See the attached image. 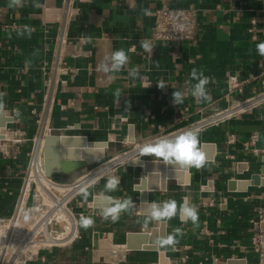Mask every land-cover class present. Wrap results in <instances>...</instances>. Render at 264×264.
<instances>
[{"label": "crops", "instance_id": "obj_1", "mask_svg": "<svg viewBox=\"0 0 264 264\" xmlns=\"http://www.w3.org/2000/svg\"><path fill=\"white\" fill-rule=\"evenodd\" d=\"M9 2L0 0V110L12 116L14 122L5 129L11 139L0 146V220H7L13 212L27 153L38 136L53 133L107 141L106 157L93 168L125 151L141 153L136 145L161 136L159 126L165 129L164 135L191 129L199 132L202 148L204 144L215 146L214 159L199 170L191 169L189 185L169 180L166 191L150 194L148 202L174 199L178 204L187 196L198 214L195 223H182L178 216L170 219L166 233L179 228L181 235L176 237L174 247L160 250L170 264H227L228 260L259 264L250 250V236L258 211L264 208V186L229 192L227 181L249 178L246 171L237 173L240 163L256 174L264 168L262 159L243 149L249 137L258 134V148L264 150V105L203 130L193 125L213 114L214 109L228 107L230 97L243 100L262 89L264 56L259 55L256 46L264 42V0H71L70 4L67 0H22L19 7H9ZM163 3L171 8L197 10L200 32L195 43L164 45L152 40L154 12ZM63 22L70 41L66 52H72V44L83 38V48L89 55L65 57L74 71L63 77L66 84H59L48 100L49 77L41 64L53 62ZM145 39L151 42L152 53L141 47ZM120 49L129 56L128 64L117 73L99 70L103 58ZM133 67L139 68L144 79L129 77ZM193 69L210 78L206 85L210 99L198 100L191 94L196 81L186 82ZM237 82L242 93L231 89ZM160 83L165 87H158ZM175 91L184 97L179 105L173 102ZM131 127L134 143L128 141ZM15 140H19L20 150L14 157ZM5 149L10 156H6ZM141 156L143 160L163 161ZM110 176L88 189L86 199L82 194L81 207L75 208L91 215L94 225L87 230L81 227V239L71 248L48 252L46 264H158L157 252L92 249L95 233L103 239L112 234L113 243L123 244L127 233L147 232L158 224H145L139 193L134 190L144 177L142 169L120 166L115 175L121 181L117 190L106 192ZM59 177L53 174V178ZM209 184L213 189L206 191ZM102 195L130 198L134 207L113 223L103 217L102 201L99 207L93 205L94 198ZM201 197L212 198L214 206L203 209Z\"/></svg>", "mask_w": 264, "mask_h": 264}, {"label": "built area", "instance_id": "obj_2", "mask_svg": "<svg viewBox=\"0 0 264 264\" xmlns=\"http://www.w3.org/2000/svg\"><path fill=\"white\" fill-rule=\"evenodd\" d=\"M70 4L69 1L67 0ZM255 25V20H252ZM254 29H250L252 33ZM200 32V24L198 12L196 9H177L171 8L163 3L154 12V26L152 30V40L160 42L164 45L195 43ZM254 37V36H253ZM83 38L74 42L73 51L66 52V48L70 45V41L66 36L65 22L60 27L59 34L56 37L55 58L51 64L43 62L41 69L44 74L48 75L47 94L46 98L52 99L56 87L61 84H66L63 77L71 74L74 70L69 67L65 57L71 58L85 57L89 55L88 51L83 48ZM231 89L242 93V87L239 82L232 84ZM230 105L223 110H215L213 114L203 118L193 127L197 129H206L211 126L218 125L223 120H230L239 114L246 113L264 105V81L262 89L257 93L243 100H231ZM187 110V109H185ZM35 113V111H34ZM179 121V120H178ZM175 120L174 122H178ZM161 136L146 138L140 144L136 145L137 149H141L146 142H155L158 138L169 137L173 138L181 132L189 129H184L177 133L164 135L163 126L158 127ZM41 137V136H40ZM39 140V138H38ZM38 140L33 143L34 148L27 153V164L24 173L21 175L19 187L16 193L13 212L5 221L14 225L13 238L9 244L13 250L16 246L18 249L25 242L26 244H37L38 248L32 259L23 260L25 264H46L47 253L52 250H65L71 248L79 239H81V226L79 220L81 216L90 217L84 211H75V208L81 207L79 197L83 194V190H88L103 178L115 174L116 170L122 166L129 164L130 160H143L141 153L133 155L132 152L125 151L117 154L107 161L100 163L96 167H89L86 174L77 178L71 183H60L54 180L49 174L41 157L36 156ZM9 141L7 139L4 142ZM259 136L252 134L248 141L244 144V151L252 155L264 159V150L258 148ZM3 142V143H4ZM19 140L12 141V147L15 150L12 156H17L19 152ZM6 156H10V152L5 149ZM125 157L122 161H118L111 165L110 169H104L107 164H110L119 158ZM264 163V162H263ZM114 175V176H115ZM64 202L65 210L68 214L63 220H59L61 212L57 210L54 200ZM200 206L203 209H208L214 206L212 198H200ZM90 209L93 207L89 206ZM32 210L31 219L24 221V213ZM258 220L253 223L250 236V250L257 256L259 264H264V228L260 224L264 221V208L258 211ZM48 216L47 220H44ZM18 236L20 237L18 239ZM19 241V242H18ZM19 246V247H18ZM18 247V248H17ZM15 250V249H14ZM2 263V250H0V264ZM6 264H11L7 262Z\"/></svg>", "mask_w": 264, "mask_h": 264}, {"label": "water", "instance_id": "obj_3", "mask_svg": "<svg viewBox=\"0 0 264 264\" xmlns=\"http://www.w3.org/2000/svg\"><path fill=\"white\" fill-rule=\"evenodd\" d=\"M13 122L14 119L12 116H8L3 110H0V146L2 142L11 139L6 135L5 129ZM57 137L59 138L60 146L59 169L46 171L52 176L53 174H59L61 177L58 179L54 178V180L60 183H71L86 174L90 166L97 164L106 157L109 148V143L107 141H90L85 136L62 134ZM128 141L129 143H134L135 141L132 127L129 131ZM202 149L204 153L210 150V154L206 155L207 161L214 159V145L204 144ZM262 162H264V159H262ZM129 165L140 167L144 175L134 186V190L139 193V203L142 213L143 204L149 201V197L153 195V193L166 191L169 180H176L179 185H189L191 182L190 173L186 172L178 165L168 164L164 161L136 159L130 161ZM244 172L249 173V178H231L227 181V189L229 192H246L249 186H264V168H262L259 174H256L248 171L246 164H238L237 173L243 174ZM204 189L206 191L212 190L213 184H209V186ZM99 197L100 196H96L94 198L93 205L95 207H99L98 202H101L98 199ZM166 225L167 224L158 223L147 232H129L126 234L123 244L113 243L112 234H109L106 239H103L100 237L99 233H95L93 235L92 249L94 251L157 252L158 264H170V260L166 256V253L161 251L155 244V240L158 237L167 235ZM260 226L264 228V221L261 222ZM16 264H25V262L20 261ZM227 264H245V262L243 260H228Z\"/></svg>", "mask_w": 264, "mask_h": 264}, {"label": "clouds", "instance_id": "obj_4", "mask_svg": "<svg viewBox=\"0 0 264 264\" xmlns=\"http://www.w3.org/2000/svg\"><path fill=\"white\" fill-rule=\"evenodd\" d=\"M22 0H10L9 7H19ZM38 6V5H37ZM146 15H151L148 10H145ZM30 31V30H29ZM141 47L152 53L153 46L147 39L140 42ZM257 52L259 55L264 56V42L257 44ZM129 62V56L123 49L112 52L106 55L101 63L98 65L99 70L104 73H117L120 72ZM128 75L132 79L140 77L139 68L133 67L129 69ZM195 80L196 83L191 87V94L199 99H210L207 92L206 85L209 83L210 78L204 77L203 72H197L193 69L190 73V80L186 83H191ZM158 87L164 88V84H158ZM119 95V92L117 93ZM183 94L180 91L173 92V102L176 105L183 103ZM2 107V105H0ZM141 153L146 156H154L162 159L164 162L172 165H178L186 172L190 173L191 169L197 170L204 167L209 161L206 160V155L202 149L199 139V132L196 130H187L181 132L173 138L163 137L158 138L155 142H146L140 149ZM120 178L117 176H110L105 185V191H115L120 184ZM85 199L88 196L87 190H83ZM103 202L102 215L107 219H111L113 223L117 222L121 213L130 211L133 207V201L128 198L124 200L115 199L108 195H102L98 198ZM32 210L24 213V221L27 222L31 219ZM143 214L145 216V224L155 221L160 224H166L173 217H179L182 223H187L191 220L195 223L198 219L196 207L190 203V200L185 196L178 204L174 199H169L162 203L160 202H145L143 204ZM95 221L91 217L81 216L79 224L85 230L94 225ZM181 235V229L175 228L171 234L158 237L155 244L160 248L174 247L177 243V236Z\"/></svg>", "mask_w": 264, "mask_h": 264}, {"label": "bare ground", "instance_id": "obj_5", "mask_svg": "<svg viewBox=\"0 0 264 264\" xmlns=\"http://www.w3.org/2000/svg\"><path fill=\"white\" fill-rule=\"evenodd\" d=\"M44 122V121H43ZM41 130V129H40ZM40 139V138H39ZM42 143H43V151H42ZM59 138L54 135H46L41 136V140L38 142L37 150H36V156L41 157L43 164L47 171H53L59 169ZM122 159H125L122 157L121 159L113 162L112 164L122 161ZM111 164V165H112ZM111 165L108 167L106 166L104 169H110ZM62 203L58 202L56 203V207H62ZM14 232V225L13 223L10 224L9 222L5 221L4 224L0 225V247L2 249V263L6 264L11 256L12 250L10 246H7L6 242L8 241L7 236H12ZM10 234V235H9ZM118 252V251H113Z\"/></svg>", "mask_w": 264, "mask_h": 264}, {"label": "rangeland", "instance_id": "obj_6", "mask_svg": "<svg viewBox=\"0 0 264 264\" xmlns=\"http://www.w3.org/2000/svg\"><path fill=\"white\" fill-rule=\"evenodd\" d=\"M48 135H55V134H48ZM56 136V135H55ZM38 138H40L39 140H38ZM38 140V142L41 140V137L40 136H38V137H36L34 140H33V142L35 141V140ZM32 142V144H31V148L28 150V152L30 151V150H32V148H34V143ZM38 145V144H37ZM42 151H43V143H42ZM125 158V157H124ZM119 159H121V158H119ZM131 161V160H130ZM112 163H113V161H112ZM112 163H110V164H107L106 166L108 167L109 165H111ZM58 202H60V203H62V207H56L57 208V210L58 211H60L61 212V215H59V220H63V218H65V217H67L68 216V214H67V212H66V210H65V206H64V202L63 201H61V200H59V199H57V200H54V202L53 203H58ZM48 219V216L44 219V220H47ZM2 224H4L3 222H1V220H0V225H2ZM10 235V234H9ZM8 237V241L6 242L7 244V246H10V248L12 247L11 245H8L9 244V241H10V239H12L13 238V236H7ZM20 237L18 236V239H19ZM19 242V241H18ZM19 247V246H18ZM17 247V248H18ZM37 248H38V246H37V244H26L25 245V242L22 244V246H20L18 249H16V246L14 247V249L12 250V253H11V256H10V258H9V260H8V262L10 261L11 262V264H16L17 262H20V261H23V260H25V259H28V260H30V259H32V257L34 256V254L36 253V251H37ZM0 250H2L1 249V247H0Z\"/></svg>", "mask_w": 264, "mask_h": 264}]
</instances>
